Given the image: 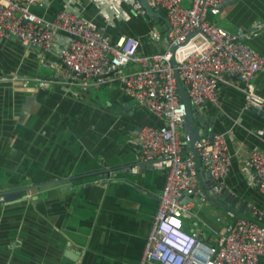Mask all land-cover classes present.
<instances>
[{
  "label": "crops",
  "instance_id": "0c3cea01",
  "mask_svg": "<svg viewBox=\"0 0 264 264\" xmlns=\"http://www.w3.org/2000/svg\"><path fill=\"white\" fill-rule=\"evenodd\" d=\"M130 1L35 0L30 9L46 18L68 9L107 36L137 37L139 52L162 50L161 23L132 12ZM210 17L225 31L251 30L249 45L264 54V0H233ZM151 27L159 31L157 39L150 37ZM61 69L54 50L25 45L13 34L0 37V191L20 190L19 197L0 199V263L135 264L164 173L151 165L137 169L141 160L132 138L138 127L164 120L137 105L116 77L67 85ZM37 76L49 84L37 85ZM252 81L264 99V69ZM217 91L216 103L195 108L209 122L207 128L197 124L199 134L225 133L230 164L219 189L237 211L264 209V193L241 168L250 147L264 150V110L243 108L242 93L228 85ZM197 169L203 170L201 161ZM190 188L195 191L186 194L192 204L183 228L213 244L231 215L199 197L197 178ZM257 264H264V255Z\"/></svg>",
  "mask_w": 264,
  "mask_h": 264
},
{
  "label": "built area",
  "instance_id": "2783aa9c",
  "mask_svg": "<svg viewBox=\"0 0 264 264\" xmlns=\"http://www.w3.org/2000/svg\"><path fill=\"white\" fill-rule=\"evenodd\" d=\"M31 1L35 0H0V37L13 34L25 45L54 50L67 85L118 78L137 105L164 120L138 127L132 138L140 160L164 173L135 264H257L259 255H264V225L253 219L234 218L213 244L183 228L182 216L192 204L183 191L196 184L195 157L221 188L230 154L222 131L202 132L194 142L195 152L186 149V108L175 83L178 78L181 85L188 84L185 94L195 107L204 101L216 103L217 88L224 84L242 93L243 108L263 111L264 99L252 78L264 69V54L249 45L251 30L225 31L207 18V9L222 0H188V4L147 0L165 16L168 31L162 50L144 53L138 51L139 41L133 35L107 36L89 18L63 8L46 18L30 9ZM130 3L135 13L146 15L137 0ZM159 34L156 28L149 29L152 39ZM33 81L45 86L50 79L37 76ZM241 168L248 183L264 193V150L250 147ZM250 211L251 216L264 218V209Z\"/></svg>",
  "mask_w": 264,
  "mask_h": 264
},
{
  "label": "water",
  "instance_id": "95a60500",
  "mask_svg": "<svg viewBox=\"0 0 264 264\" xmlns=\"http://www.w3.org/2000/svg\"><path fill=\"white\" fill-rule=\"evenodd\" d=\"M233 0H222L219 3H217L215 6H211L207 9V18L211 19V15L214 12H218L222 6L225 4L231 2ZM137 3L140 5L142 9H144L146 15L150 16L152 21H158L161 23L162 27V39L166 42V33L168 31V22L165 16L162 14L160 9L158 8H153L148 5L147 0H137ZM101 30V29H99ZM192 34V31L188 34ZM156 43V42H155ZM156 45V44H155ZM35 47L38 48V46L35 45ZM156 49L159 50L158 46H156ZM175 83H176V90L179 95V98L184 102L185 104V117L183 121V136L185 139V145L186 149L194 151V142L198 138L199 133H198V127L197 124L205 126V128L208 127L209 122L206 121V118L204 117L203 114L199 113L195 106H193L191 103H189V100L185 94V87L188 86V84H185L184 86L180 84L178 78H175ZM261 113V112H259ZM211 134V133H209ZM198 158L197 156L195 157V169H196V178H197V184L200 186V191L197 192V194L200 196L202 195L204 198L208 200H214V202H217L219 206H222L223 208L228 209V212L231 215V219L233 220L236 217H243L246 219H253L257 221L260 224L264 225V220H259L258 218L252 217L250 215V209L248 207H245L243 211H237L236 210V205L232 204V206H229V200L230 196H227L226 191H220L219 187H217V184L210 179V175L208 173L207 169H197L198 167ZM150 164L147 162H140L139 166L137 169H143V167H149ZM136 167H134L135 169ZM195 191L194 188H189L183 192V194ZM0 194H2L3 198L6 199L7 197L10 196H15L19 197L20 196V190L15 191L12 195H8L6 193H3V191H0ZM225 196V198H224ZM227 196V197H226ZM189 197V196H188ZM224 199V202L221 201Z\"/></svg>",
  "mask_w": 264,
  "mask_h": 264
},
{
  "label": "rangeland",
  "instance_id": "374dc122",
  "mask_svg": "<svg viewBox=\"0 0 264 264\" xmlns=\"http://www.w3.org/2000/svg\"><path fill=\"white\" fill-rule=\"evenodd\" d=\"M131 10H132V12H134L132 8H131ZM134 13H135V12H134ZM140 15H141V14H140ZM186 213H187V212H186ZM186 213H185V216H187Z\"/></svg>",
  "mask_w": 264,
  "mask_h": 264
},
{
  "label": "clouds",
  "instance_id": "9594fccd",
  "mask_svg": "<svg viewBox=\"0 0 264 264\" xmlns=\"http://www.w3.org/2000/svg\"><path fill=\"white\" fill-rule=\"evenodd\" d=\"M1 196H3L2 194H0ZM2 199H3V197H2Z\"/></svg>",
  "mask_w": 264,
  "mask_h": 264
},
{
  "label": "trees",
  "instance_id": "16d2710c",
  "mask_svg": "<svg viewBox=\"0 0 264 264\" xmlns=\"http://www.w3.org/2000/svg\"><path fill=\"white\" fill-rule=\"evenodd\" d=\"M184 148H185V145H184Z\"/></svg>",
  "mask_w": 264,
  "mask_h": 264
}]
</instances>
